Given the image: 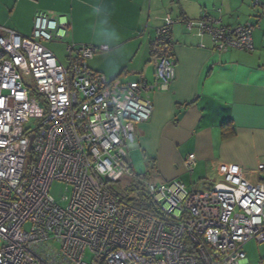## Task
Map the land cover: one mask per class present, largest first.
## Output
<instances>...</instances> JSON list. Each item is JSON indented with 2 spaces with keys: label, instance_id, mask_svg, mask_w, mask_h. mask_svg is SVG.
<instances>
[{
  "label": "built area",
  "instance_id": "2783aa9c",
  "mask_svg": "<svg viewBox=\"0 0 264 264\" xmlns=\"http://www.w3.org/2000/svg\"><path fill=\"white\" fill-rule=\"evenodd\" d=\"M174 21L168 14L152 41L153 83L92 70L88 60L108 45L68 43L59 60L45 42L68 35L67 15L39 11L29 36L1 29L0 264H250L244 244L264 241V181L217 163L204 190L144 179L150 206L124 195L135 177L128 145L153 113L143 93L175 79ZM199 26L221 53L254 49L252 22L204 16ZM185 165L194 171L195 153ZM55 180L71 186L65 206L50 192Z\"/></svg>",
  "mask_w": 264,
  "mask_h": 264
},
{
  "label": "crops",
  "instance_id": "0c3cea01",
  "mask_svg": "<svg viewBox=\"0 0 264 264\" xmlns=\"http://www.w3.org/2000/svg\"><path fill=\"white\" fill-rule=\"evenodd\" d=\"M39 11L70 21L68 35L47 45L53 52L58 43L108 45L88 60L92 70L108 81L149 83L155 81L152 41L171 14L175 79L168 88L143 93L153 113L128 150L155 161L165 182L189 172L190 153L197 159L190 174L216 180V164L227 163L254 182L264 181V18L253 0H0V30L29 36ZM204 16L219 25L252 22L254 49L219 52L200 29ZM225 120L234 126L228 137L221 130Z\"/></svg>",
  "mask_w": 264,
  "mask_h": 264
},
{
  "label": "rangeland",
  "instance_id": "374dc122",
  "mask_svg": "<svg viewBox=\"0 0 264 264\" xmlns=\"http://www.w3.org/2000/svg\"><path fill=\"white\" fill-rule=\"evenodd\" d=\"M49 42L52 41H46L45 44L50 46L51 43ZM57 45H59V48L55 47L54 52L56 53L57 57L64 61L63 63H66V46L63 43H58ZM32 124L36 126L39 124V121L37 119L32 120ZM128 154L129 159L132 161L133 164L132 168L136 174V178H134L132 181L133 184L139 186L140 182H142L144 179L150 180L156 184H161L165 182L163 181V177L158 171L155 161L146 159L144 155L139 154L137 149L128 150ZM198 176L199 175H197V173L195 172L193 174H190V172H186L184 173L183 177H181V181H184L189 189H191L193 184H195L196 189L204 190L206 189L205 184L212 182L213 180L209 176ZM203 177L205 178L203 179ZM137 179L139 181H137ZM111 184L113 186L120 187L124 186L125 184V186L127 187V182L122 184L119 182H112ZM50 192L61 206H65L67 204V200H65L64 197L65 195L71 194V186L65 182L55 180L50 187ZM124 195L131 198L137 195L140 196L141 190L138 187L137 189L129 190L128 192L124 191ZM25 227L28 228L29 224H26ZM243 250L245 251L250 264H264V241L258 242L257 240H250L244 244Z\"/></svg>",
  "mask_w": 264,
  "mask_h": 264
},
{
  "label": "trees",
  "instance_id": "16d2710c",
  "mask_svg": "<svg viewBox=\"0 0 264 264\" xmlns=\"http://www.w3.org/2000/svg\"><path fill=\"white\" fill-rule=\"evenodd\" d=\"M261 8V7H260ZM261 10V9H260ZM171 15V14H170ZM168 16V15H167ZM167 19V18H166ZM241 50V49H240ZM221 130H222V135H223V137H228V136H230V135H232L233 134V131H234V126H233V124H232V121L231 120H225V121H223L222 123H221ZM130 168L133 170V168H132V166H130ZM133 173L135 174V172H134V170H133ZM134 178H136V174H135V177ZM133 178V179H134ZM133 181V180H132ZM137 181H139L138 179H137ZM134 187V188H133ZM139 187V189L141 190V195L139 196V195H137V196H134V197H128V196H126V198L129 200V201H131V202H133L134 204H137V205H147V206H150V204H151V198H150V196L146 193V191H145V189L143 188V186H142V182H140V184H139V186L138 185H135V184H133V182H132V184H131V186L130 187H127L126 189H125V191H129V190H134V189H137ZM151 201V202H150Z\"/></svg>",
  "mask_w": 264,
  "mask_h": 264
},
{
  "label": "clouds",
  "instance_id": "9594fccd",
  "mask_svg": "<svg viewBox=\"0 0 264 264\" xmlns=\"http://www.w3.org/2000/svg\"><path fill=\"white\" fill-rule=\"evenodd\" d=\"M255 6V5H254ZM260 7V6H259ZM262 17H264V16H262Z\"/></svg>",
  "mask_w": 264,
  "mask_h": 264
}]
</instances>
